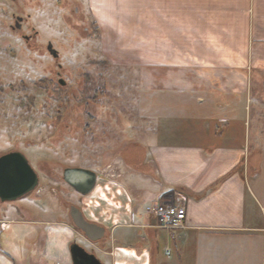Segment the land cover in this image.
<instances>
[{"label":"crops","instance_id":"obj_1","mask_svg":"<svg viewBox=\"0 0 264 264\" xmlns=\"http://www.w3.org/2000/svg\"><path fill=\"white\" fill-rule=\"evenodd\" d=\"M93 1L105 58L140 76V116L119 130L128 140L113 159L123 168H97L85 194L23 200L28 216L5 207L0 264H72L71 242L103 264H254L264 256V0ZM177 192L185 226L158 228L144 205ZM71 205L103 235L85 236Z\"/></svg>","mask_w":264,"mask_h":264},{"label":"rangeland","instance_id":"obj_2","mask_svg":"<svg viewBox=\"0 0 264 264\" xmlns=\"http://www.w3.org/2000/svg\"><path fill=\"white\" fill-rule=\"evenodd\" d=\"M97 17L93 0H0V154L20 150L38 174L31 191L0 200V216L13 206L28 216L20 208L25 199L40 203L44 196L72 193L62 176L66 166L123 168L121 160L113 163L114 154L128 140L119 130L140 116V76L127 69L133 63L105 58ZM9 230H0V239ZM254 258V264L264 261L260 252Z\"/></svg>","mask_w":264,"mask_h":264},{"label":"water","instance_id":"obj_3","mask_svg":"<svg viewBox=\"0 0 264 264\" xmlns=\"http://www.w3.org/2000/svg\"><path fill=\"white\" fill-rule=\"evenodd\" d=\"M21 18L17 16L18 20ZM15 26L20 27V22L16 21ZM47 49L53 56H57V50L50 41L47 43ZM60 82L63 83V80L60 79ZM62 176L73 189L85 194L93 188L97 172L83 166H66L63 168ZM37 184L38 174L23 152L14 149L0 154L1 201L20 198ZM69 214L73 224L88 238L97 239L103 235V228L86 220L78 207L71 205ZM69 250L72 264H103L93 252L87 251L77 242H71Z\"/></svg>","mask_w":264,"mask_h":264},{"label":"built area","instance_id":"obj_4","mask_svg":"<svg viewBox=\"0 0 264 264\" xmlns=\"http://www.w3.org/2000/svg\"><path fill=\"white\" fill-rule=\"evenodd\" d=\"M144 209L154 218L155 226L158 228L174 232L185 226L186 208L183 196L179 192L169 201L147 203Z\"/></svg>","mask_w":264,"mask_h":264},{"label":"flooded vegetation","instance_id":"obj_5","mask_svg":"<svg viewBox=\"0 0 264 264\" xmlns=\"http://www.w3.org/2000/svg\"><path fill=\"white\" fill-rule=\"evenodd\" d=\"M26 36V38H28V36L27 35H25Z\"/></svg>","mask_w":264,"mask_h":264}]
</instances>
